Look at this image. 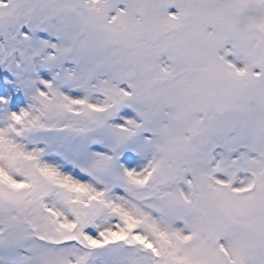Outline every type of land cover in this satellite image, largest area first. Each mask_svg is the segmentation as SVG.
Returning a JSON list of instances; mask_svg holds the SVG:
<instances>
[{"label":"snow or ice","instance_id":"obj_1","mask_svg":"<svg viewBox=\"0 0 264 264\" xmlns=\"http://www.w3.org/2000/svg\"><path fill=\"white\" fill-rule=\"evenodd\" d=\"M0 264H264V0H0Z\"/></svg>","mask_w":264,"mask_h":264}]
</instances>
